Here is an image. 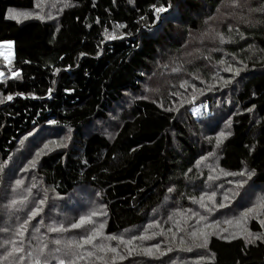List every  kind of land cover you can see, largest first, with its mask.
Returning a JSON list of instances; mask_svg holds the SVG:
<instances>
[{"label": "trees", "instance_id": "16d2710c", "mask_svg": "<svg viewBox=\"0 0 264 264\" xmlns=\"http://www.w3.org/2000/svg\"><path fill=\"white\" fill-rule=\"evenodd\" d=\"M35 2L0 0V41H13L11 65L19 70L18 77L0 78V99L13 95L11 101L0 103V196L11 194L9 188L27 166L33 185L37 181L44 189L40 191L47 203L45 216L59 223L57 227L64 223L68 231L46 235L30 229L24 233L25 249H38L36 242L45 237L40 246L47 245L49 264L70 259L64 244L51 241H72L80 230L82 234L83 227L69 226L89 203L104 211L103 238L121 237L128 228L131 240L137 239L124 246L120 240L104 238L111 242L108 247L117 248L116 254L103 252L104 260L92 257L77 264L137 263L134 251L144 248L132 247L139 246L153 214L162 213L158 220L166 235L173 218L167 219L169 212L178 205L188 210L201 204L207 189L202 191L212 180L202 165H195L214 150V176L219 180L221 174L255 170L234 196L236 206L264 189V10H249L264 9V0H240L239 8L229 0H67L70 6L54 15V21L18 23L6 18L9 9L34 10ZM169 4V11L157 20L151 6ZM216 32L224 34V43ZM113 34L123 38L106 39ZM188 42L199 45L192 57L183 51ZM167 59L168 64L162 62ZM221 59L226 63H219ZM228 65L243 71L233 76L224 71ZM184 81L187 86L181 87ZM206 97L212 116L198 122L195 133L187 109ZM210 120H224V131L231 133L221 138L218 148L216 134L222 127H209ZM38 131L43 136L68 134L69 142L33 156L34 145L51 136L39 141L41 137L33 136ZM33 159L36 167L29 163ZM229 201H224L226 210ZM251 228L258 230L257 222ZM224 233L208 237L207 259L200 264H264V242L246 245L238 237L222 239ZM3 235L0 244L12 239ZM126 247L133 249L131 254Z\"/></svg>", "mask_w": 264, "mask_h": 264}, {"label": "rangeland", "instance_id": "374dc122", "mask_svg": "<svg viewBox=\"0 0 264 264\" xmlns=\"http://www.w3.org/2000/svg\"><path fill=\"white\" fill-rule=\"evenodd\" d=\"M230 1V0H229ZM240 1V0H239ZM37 2V0H36ZM35 2V4H36ZM246 2V1H245ZM40 3V8H37L35 6L34 10L32 11H12L9 13V16H13V15H17L18 13L21 12H30L33 14L32 17L30 18H25L24 16H18L19 21H27L29 19H36L35 14L39 13L41 16H43V19H38L40 21H46V22H50V21H54V15H57L59 13V11L65 7V0H39ZM41 9H43V11H41ZM51 14L52 18L49 19L48 18V14ZM225 16V15H223ZM225 17H222V20H224ZM212 28H215L213 25H211ZM198 44H193V43H187L184 47H183V51L186 54V57H192L195 52H196V48H198ZM4 56H9L12 59V49L11 47H0V71L4 72V76L0 77L2 79H7L8 77H12V72L16 71L15 68H12V60H11V64L10 65H5V61L3 59ZM170 59V58H168ZM168 59L166 61H162L165 62L166 64H168ZM165 60V59H163ZM172 62V61H171ZM172 64V63H171ZM162 70H159L157 72V75L160 76V72ZM164 72V69H163ZM189 78H192L189 77ZM151 82L153 83H157L158 86L160 85V81H156V80H151ZM200 79H197L196 83H199ZM164 83V82H163ZM162 88V87H161ZM210 97H206L204 98V100L198 101L197 103H194L193 105H191L188 109L187 112L188 114H190L192 116V119L194 121V127H195V133L197 131V124L198 122H200L201 120H203V118L206 117H211L212 116V109L210 107ZM205 106H207L206 110H205ZM193 108H197L201 110V113H198L196 116H194L192 114V109ZM219 121V119H218ZM219 124L214 122V125L216 124L218 128H221L216 135H218L220 132H225V124L223 126L224 120H222L221 122H218ZM104 126V125H103ZM109 128V127H108ZM48 135H51L49 137H47ZM47 136H43L41 134V131H38L36 133L33 134L34 138H39L41 137V139H39V141H41L44 137L43 141H41L40 145L39 142H37V145H34L33 149V156L35 154H37L38 152L40 154H42V152L46 151V150H50L48 148H53V147H60V144H67L69 142V135L68 134H55L52 135L51 133H49ZM58 142V143H57ZM47 146V147H45ZM215 153L214 156L209 157L208 159H206L205 161H203L201 163L202 167L200 168L201 170H204V172L206 174L209 175H218L217 170L212 171L213 168L216 169V165H217V160H218V156H217V152L216 150L213 151ZM208 154H206L205 156H207ZM38 156V155H35ZM217 157V158H216ZM15 155L13 156V159H15ZM12 165V160L10 162H8L6 164V168L8 169L9 165ZM23 169V168H22ZM21 171L17 174L18 178L17 179H21L23 181V184H21L19 187L15 186V182L13 183V186L10 189L11 194L4 196L5 194H3L4 192H2V196H0V229L3 228H8L9 231L8 235H10L12 237V239H20L18 237H16L15 231L16 228L18 226V224L23 223V221L25 219H27V215L28 213L31 211L32 208L34 207H38V201L41 199H44V196L41 194L40 190H44L41 188L40 183L36 181V185L33 188L32 185L34 183L33 180L34 178H30L27 175V172L25 171ZM220 179H214L212 180V185L206 183L207 185L205 186V188L203 189L202 192H204L206 189V193L203 194H208L211 195L212 192H215V197L213 199V201H208L207 199L204 201V205L205 207H201V204L196 205L197 209L195 208H191L188 209L190 210V212H188V210H182L179 208V205L176 206L178 209L176 211L173 212H169V215L167 217V219L169 217L173 218L171 219L169 224L168 229H171V231H167V234L164 235V228L160 227L162 222H160V220H158V217L161 218V214L162 213H155L151 216L150 219L147 220L146 224H147V228L142 230V234L141 236H143V239H140V244L139 246H134L132 248H136V247H140L142 246L144 248V251L142 250H135L134 254L138 255L139 257V261L135 264H200L201 262L205 261L207 258H205L206 256V251L205 247H197L196 244L198 243H202V241L200 240H195L193 241L192 238L189 236V233H191V231L193 230V228H203V224L204 223H212L213 221H218L220 222V226L222 229H228L227 232H225L223 234L224 235H231V234H235L236 237L241 238L245 241L243 233L241 231V228L238 227L235 223H233L232 225L229 224H225L223 223L225 220H232L235 221L237 219H239L241 213H243L245 211L246 208L251 207L253 204H257L258 198L260 197H264V189L263 190H256L254 191L252 194H250V196L248 197V200H246L245 204L243 206H236V202H235V197L232 198V200L229 201V205H230V210H226L225 208H219L216 207L213 210L209 211L208 209L211 208L212 206H210V204H212L215 201H220L221 199L224 198L225 194L231 195L232 191L235 190V182L237 180H241V179H247V177H240V176H234L232 177V175H225V174H221L219 175ZM16 181V180H15ZM229 181H232V183H229ZM224 183V185H223ZM222 185L224 187V189L222 188ZM245 186V185H244ZM209 188V189H208ZM243 189V188H242ZM25 197H27L26 200H24V202L22 204H17L11 207H5L6 205H9L10 201L15 199L17 201H21L23 200ZM36 199V200H35ZM226 204V202H224ZM47 203L45 200L44 205L42 206V211L39 213V215L34 218L32 221L29 222L28 226H27V231L28 232L30 229H33L35 233L39 232L40 230H42L43 234H50L51 232L48 231L49 227H57V223L56 221H49L48 218L45 216V207H46ZM218 205V204H217ZM173 208V207H172ZM169 207V209H172ZM75 210H77V208H75ZM73 212V211H71ZM79 212V211H78ZM81 216H91V222L90 223H85L82 227L84 232L81 234L82 230H80L79 235L74 238L73 240L75 241H79L80 237L83 235H87L89 232L92 231V229L95 228H99V226L101 224L104 225L103 229L105 228L106 225V219H103L101 215H95L92 216L91 214L93 212L96 213H103V217H104V211H102V209L100 207H98L96 210L95 208L92 206V204L87 203V207L84 208L83 210H81ZM193 213H196L198 215H193ZM80 215V212H79ZM78 215V216H79ZM200 216H205L207 217V219L205 221H202L198 224V220ZM39 218L41 220H39ZM77 220L79 219H72V221L70 222V224L75 223ZM253 222H257L259 229L258 230H253L251 228V223ZM50 223V225H48ZM64 223H61V225H63ZM177 224L179 225V227L181 228V231H176V227ZM155 227L157 228V231H155ZM246 227L253 232L254 234H262L264 233V228L261 227V225L259 224L257 219H251L247 222ZM36 229H39V231H36ZM148 229V231H147ZM192 229V230H190ZM167 230V229H166ZM154 232V233H147V232ZM208 231H214V229H208ZM101 232L103 233V231L101 230ZM130 232L131 229H125L123 232L120 233V235H122L121 237L123 238V240L128 241L131 240L130 238ZM155 232H158V236H155ZM5 232L0 231V236L3 235ZM218 234V232H217ZM216 234V235H217ZM4 236V235H3ZM45 237H40L38 242H36L37 247H40V240H44ZM96 240H98V242H96ZM94 241V244L97 245V247L99 246H108L111 242L105 241L103 238V234L98 237ZM183 240V242H182ZM256 241H254L253 243H255ZM252 244V243H251ZM153 245H158L159 246V250H157L156 248L153 247ZM124 246H131V245H124ZM208 246V244H207ZM6 247H11V245H7ZM87 251H96V249H94L91 245H86ZM128 248L127 251L129 254H131L129 252V248L131 247H126ZM146 249H151V254H148L150 256V258L148 257H144L143 255L146 253ZM191 249V250H189ZM203 251V253H201ZM99 252H97L98 255ZM163 253V254H161ZM99 255H101V253H99ZM128 255V254H127ZM44 256L46 257V255L44 254ZM203 256L205 259L204 260H200L199 258ZM122 255H119V260H121ZM92 260H90L89 263H91ZM105 263H107V261H104ZM122 262V260L120 261ZM96 263H98V261H96ZM84 264V263H81Z\"/></svg>", "mask_w": 264, "mask_h": 264}, {"label": "snow or ice", "instance_id": "6c2138e0", "mask_svg": "<svg viewBox=\"0 0 264 264\" xmlns=\"http://www.w3.org/2000/svg\"><path fill=\"white\" fill-rule=\"evenodd\" d=\"M131 2V0H130ZM230 5L233 8H239L242 7L243 5H241L239 3V0H230ZM35 6L37 8H40V3L39 0H37ZM70 5L67 4V0H65V7H68ZM153 9V14L156 17L157 20L160 19V14L161 13H165L168 12L169 9L171 8V5L169 4L168 6H156V5H152L151 6ZM250 11H257V10H264V9H249ZM9 12H12V9L8 10ZM41 11H43V9H41ZM18 16H24L25 18H30L33 16L32 13L30 12H21L18 13L17 15H13L11 17H7L6 18H10V19H15L17 20V22L19 23V19ZM36 19H43L44 17L41 16L39 13L35 14ZM48 18L51 19L52 16L49 13L48 14ZM141 19H143V17H141ZM209 19H212L211 17H209ZM117 28H122L125 27L124 25H116ZM231 30V28L229 29ZM105 34H107V29H105ZM216 37L219 38L221 43H224V34L220 33V32H216L215 33ZM117 38H123V35L121 36H116V35H106V39H117ZM240 38L243 39V34H240ZM13 44V41H0V47H11ZM81 55H84L83 53H81ZM97 55H99V53H97ZM208 57H206L207 59ZM4 61H5V65H10L11 64V58L9 56H4L3 57ZM219 63L223 64L226 63L225 61H223L222 59L220 61H218ZM178 69H173V71H177ZM59 71V70H57ZM224 71H229L232 72L233 76H239L241 71H243V69L240 68H236L235 70H233V66L232 65H228L227 67L224 68ZM13 77H18L19 76V70L13 71L11 74ZM141 75H143V73H141ZM4 76V72L0 71V77ZM194 78H198V77H194ZM203 82V81H201ZM226 84L231 83V80H227L225 81ZM181 87H186L187 86V81H184L181 83L180 85ZM51 89H49V94H51ZM16 95L19 96H23V93H16ZM173 95H176V93H173ZM146 98V97H145ZM8 100L11 101L13 99V95L9 94L6 97L0 99V103H3L4 100ZM153 103H155V101H153ZM162 107V105H160ZM255 107V106H253ZM207 106H205V110H206ZM167 111H172V109H166ZM247 111H252V108H248L246 109ZM198 113H201L200 109L197 108H193L192 109V114L194 116H196ZM49 124H55L56 121L55 120H50L48 121ZM214 123V121H209V127L212 126V124ZM31 135V134H30ZM228 135H231L230 132H220L216 138V147L218 148L222 143L223 140L221 139L222 137H227ZM209 140H211V138H208ZM60 147H65V144H60ZM47 147V146H45ZM37 155H40V153L38 152ZM215 153L214 152H210L208 153L207 156H201L197 161H196V165L195 167L199 168V166L201 165V163L203 161H205L206 159H208L209 157L214 156ZM31 164L32 167H36V161L35 159H33L32 161L29 162ZM216 169L213 168L212 171H215ZM22 171H27V166H25L24 169H22ZM189 172L192 171V169H188ZM185 175H187V173H185ZM225 175H234V176H240V177H247V179H241V180H237L235 182V190L232 191L231 196H229L228 194H225L223 201L219 202V204H212V207L209 208L208 210L211 211L216 207L219 208H224L226 207V204L224 203V201H229L232 197H234L235 195L238 194V190L240 188H242L244 186V184H246L248 182V180H251L252 177L255 175V170H241L240 172H236V173H225ZM209 180H214L216 179L215 176L209 175L208 177ZM229 183H232V181H229ZM21 184H23V181L21 179H17L15 181V186L19 187ZM32 187L34 188L35 185H32ZM173 188H168V192H172ZM215 197V192H212L211 195L208 194H203L201 196V207H205V205L203 204V200L206 198L208 201H213ZM27 197H25L23 200L21 201H17L15 199L11 200L9 205H6L5 207H11L17 204H22L24 202V200H26ZM195 199V198H193ZM258 203L257 204H253L251 207H248L245 209V211L243 213H241L239 219L232 221V220H225L223 223L225 224H229L232 225L233 223H235L238 227L241 228V231L243 233L244 239H245V243L247 244H251L254 241H260V242H264V233L262 234H254L253 232H251L247 227V222L251 219H257L259 224L261 225L262 228H264V197H260L258 198ZM45 203V199H41L38 201L39 206L38 207H34L31 209V211L28 213L27 215V219H25L23 221V223L18 224L16 231H15V236L20 238V239H6L3 241L2 244H0V249H4V251L2 253H0V264H49L48 259L44 256V252H45V248L47 247V245H42L40 247H38V249L36 250H27L24 247V233L25 231H27V226L29 224L30 221H32L34 218H36L39 213L43 210L42 206ZM92 216L95 215H103V213H96L93 212L91 214ZM193 215H198L196 213H193ZM169 219H171V217H169ZM207 219V217L205 216H200L199 220H198V224L202 221H205ZM91 222V216H80L79 220H77L75 223L70 224V228L71 229H80L85 223H90ZM104 225L101 224L99 226V228H93L91 232H89L87 235H83L80 237L79 241H67L64 242L60 239H55L53 241H51L53 244L55 245H61L64 244L65 248L68 250L66 252V255H70L71 258L70 259H58L56 261V264H77L78 261H82V260H86V258H92L94 257L96 260H104L105 258L103 256L97 255V252L99 253H103V252H110L113 254L117 253V248L116 247H108V246H99L97 247V245L94 244V241L100 237L102 235L101 230L103 229ZM208 229H214V231H208ZM0 231H3L5 233H7L9 231L8 228H3L0 229ZM36 231H39V229H36ZM48 231L53 232V233H57V232H64V231H68L67 228H65L63 225H60L59 227H49ZM169 231H171V229H169ZM176 231H181V228L179 227V225L177 224L176 227ZM218 231H222V232H227L228 229H222L220 226V222L218 221H213L212 223H204L203 224V228H193V230L191 231V233H189V236L192 238L193 241L195 240H200L202 241V243H198L196 244L197 247H207L208 244V237L210 235H215L217 234ZM105 239L108 240H120L121 243L126 244V245H131L132 240L137 239V237H132V240H128L125 241L123 240L122 237H117L114 235H108L106 237H104ZM144 237L141 236L139 237V239H143ZM222 239L228 240V239H235L236 236L235 234H231V235H224L221 236ZM183 242V240H182ZM7 245H11L10 248L6 247ZM85 245H91L94 249H96V251H87L85 250ZM154 248H156L157 250H159V246L158 245H153ZM73 249H75V251H73ZM60 248L57 247L55 249L56 252H60ZM191 250V249H189ZM133 251V249L129 248V252L131 253ZM147 254H151V249H146L145 250ZM163 254V253H161ZM123 257H121L122 259ZM113 259H115V257H113ZM200 260H204L205 258L203 256H201L199 258Z\"/></svg>", "mask_w": 264, "mask_h": 264}, {"label": "water", "instance_id": "95a60500", "mask_svg": "<svg viewBox=\"0 0 264 264\" xmlns=\"http://www.w3.org/2000/svg\"><path fill=\"white\" fill-rule=\"evenodd\" d=\"M166 13V12H165ZM161 14H163V13H161Z\"/></svg>", "mask_w": 264, "mask_h": 264}]
</instances>
